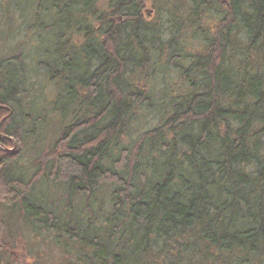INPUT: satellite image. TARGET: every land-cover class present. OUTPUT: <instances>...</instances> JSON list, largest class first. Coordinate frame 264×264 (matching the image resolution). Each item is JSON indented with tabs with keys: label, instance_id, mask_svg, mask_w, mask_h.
<instances>
[{
	"label": "trees",
	"instance_id": "1",
	"mask_svg": "<svg viewBox=\"0 0 264 264\" xmlns=\"http://www.w3.org/2000/svg\"><path fill=\"white\" fill-rule=\"evenodd\" d=\"M1 4L0 205L56 264H264V0Z\"/></svg>",
	"mask_w": 264,
	"mask_h": 264
},
{
	"label": "rangeland",
	"instance_id": "2",
	"mask_svg": "<svg viewBox=\"0 0 264 264\" xmlns=\"http://www.w3.org/2000/svg\"><path fill=\"white\" fill-rule=\"evenodd\" d=\"M6 1L7 0H0V36L2 35V39L0 38V58L13 55V54H17V53H23L24 55H27L28 51H30L29 45H32V42H33V39L30 35V33L32 34L33 32L29 28L26 29V27L29 26L30 22L27 23L26 20L18 17L17 14L11 16L12 22L9 19L8 20L10 21V24H12V27H14V29L22 28V29H25L26 31L20 36H18L15 33L12 39L7 40V36H6L7 32L5 28L9 23H7L3 17V9H2V4H1L2 2L5 4ZM145 14L148 16L150 20H155L157 22L159 21V16L158 14H156L154 9L152 8V5L150 4V2H147ZM34 43H35V40H34ZM36 45H38V43ZM28 61L30 62V58H28ZM172 81L175 84V86L179 84L177 77H174ZM55 90H56L55 86L52 85V87L51 86L49 87L48 93L49 91L50 93H52V91L55 92ZM57 118H54V120H56ZM57 129L58 128L56 127L53 130V128H51L50 126L47 129V131L49 130V132H47L46 129L42 130V133H41L42 137L51 136V134H49L50 131L53 130L54 132ZM46 140H50V139H46ZM41 191L45 192L42 189V187L38 188L36 192L41 193ZM51 193L52 195H54L55 191H52ZM38 196L40 195L38 194ZM0 212H2V214L5 215L8 220V229L6 232V237L9 241H11V243L15 242L18 230L22 231L25 234L27 241H28L29 254H30L27 258L28 263L36 264L38 262V264H51V263L56 264L57 259L55 260V257L56 258L60 257V259L63 260L64 256H62L63 254L62 251L58 250L55 246H51L50 240H47V239L43 240L42 236H37L33 232V230H29L28 226H26L25 224H20L18 220V214L12 212L11 209L3 208L2 205H0ZM5 260L6 259L3 257L2 260L0 261V264H5Z\"/></svg>",
	"mask_w": 264,
	"mask_h": 264
},
{
	"label": "water",
	"instance_id": "3",
	"mask_svg": "<svg viewBox=\"0 0 264 264\" xmlns=\"http://www.w3.org/2000/svg\"><path fill=\"white\" fill-rule=\"evenodd\" d=\"M8 116L4 117L1 121H0V124L3 123V121L7 118Z\"/></svg>",
	"mask_w": 264,
	"mask_h": 264
}]
</instances>
